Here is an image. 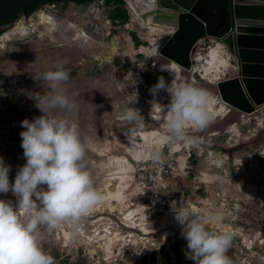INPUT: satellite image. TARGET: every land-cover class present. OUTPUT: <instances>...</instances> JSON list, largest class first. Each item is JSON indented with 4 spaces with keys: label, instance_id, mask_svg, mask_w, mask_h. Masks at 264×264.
I'll list each match as a JSON object with an SVG mask.
<instances>
[{
    "label": "rangeland",
    "instance_id": "374dc122",
    "mask_svg": "<svg viewBox=\"0 0 264 264\" xmlns=\"http://www.w3.org/2000/svg\"><path fill=\"white\" fill-rule=\"evenodd\" d=\"M156 2L180 11L177 5ZM38 9L26 14L48 7ZM53 12L62 21L59 29L54 36L44 33L38 41L11 45L36 35L34 30L45 32V26L33 28L27 36L17 33L8 41L1 38L23 19L9 29L8 24L1 28L0 158L10 168L9 181L14 182L26 163L21 121L41 115L33 99L50 91L42 75L63 65L69 80L60 87L77 108L55 114L78 125L85 170L101 196L111 197L75 223H62L50 233L41 227L44 251L55 258V264H194L185 257L187 242L175 219V212L187 208L207 221L212 213L221 215L220 222L206 226L232 233L227 252L232 264H264V107L241 117L239 124L232 123L233 130L221 124L197 129L188 122L185 139L177 141L163 127L169 94L150 91L160 77L172 81L170 61L161 48L174 31L170 33L165 25L164 32L157 33L156 27L139 23L126 0L68 2L56 4ZM75 22L79 25L71 24ZM114 34L119 36L118 47L111 44ZM128 38L134 47L129 48ZM216 43L213 39L198 42L194 54L202 58L193 60L190 51L188 64L194 66L190 77L195 83L214 89L212 99L219 94L215 77H203L200 70ZM235 61L232 55L228 64L236 69ZM187 76L179 74L181 81ZM211 107L215 112L219 109V105ZM129 108L143 117L139 124L127 120ZM210 117L211 121L213 113ZM232 118L224 116L223 121L237 120ZM171 159L179 174L169 191L163 192L162 208L154 214L149 200L135 194L133 181L127 179L144 171L154 175L158 161ZM0 199L14 207L17 203L11 191L0 193Z\"/></svg>",
    "mask_w": 264,
    "mask_h": 264
},
{
    "label": "clouds",
    "instance_id": "9594fccd",
    "mask_svg": "<svg viewBox=\"0 0 264 264\" xmlns=\"http://www.w3.org/2000/svg\"><path fill=\"white\" fill-rule=\"evenodd\" d=\"M50 23L55 28L54 21L50 19ZM42 79L50 91L33 99L41 115L21 121L24 130L19 135L26 163L18 169L14 182L9 181L10 168L0 158V193L11 191L17 198L15 207L0 199V264H55V258L42 247L41 227L50 233L62 223H75L102 199L82 163L85 147L78 125L55 114L77 108L60 87L69 80V72L59 65L43 73ZM160 90L170 96L163 127L177 141L185 139L186 123L197 129L208 125L211 96L206 89L174 75L170 83L160 77L150 89L153 95ZM142 118L138 110L129 108V122L139 124ZM175 219L187 242L186 259L194 264H232L227 255L231 232L208 230L205 218L187 208L175 212ZM209 219L220 222L221 215L212 213Z\"/></svg>",
    "mask_w": 264,
    "mask_h": 264
},
{
    "label": "water",
    "instance_id": "95a60500",
    "mask_svg": "<svg viewBox=\"0 0 264 264\" xmlns=\"http://www.w3.org/2000/svg\"><path fill=\"white\" fill-rule=\"evenodd\" d=\"M93 0H0V22L8 20L14 17H21L26 12L50 5L68 3V2H88ZM204 1V3H203ZM190 0L189 5H182V3L176 0H160V4L177 5L182 14L197 13L198 15L205 16L201 10L202 7L212 8L211 12L218 7L213 17H208V26L206 27V33L210 35H216L217 39L221 40L229 52L234 55L235 62L240 69V76L242 87L239 79H222L217 83L219 94L230 103L234 104L238 110L249 112L252 106L249 104L248 99L245 97V93L256 104L261 105L264 103V73L252 74L247 73L245 70L244 62H250L254 65H264V0ZM220 6V11H219ZM184 8V9H182ZM215 24H218V28L215 29L212 26V22L217 19ZM244 23L254 27L250 30H238L236 24ZM201 29V28H199ZM215 30V31H214ZM219 30V31H218ZM201 33V30H199ZM218 31V32H217ZM204 32V31H203ZM217 32V33H214ZM43 33V34H42ZM178 37H176V44L170 48V54L178 57L179 60L188 67L189 65V53L192 45L195 41L190 31H177ZM44 37V32H39L36 35L30 37L24 42L11 44L12 46H21L30 41H38ZM119 36L114 34L111 37V44L118 47ZM172 40L170 38L167 39ZM164 40L165 50L167 44ZM242 70V72H241ZM245 89V93H244ZM215 194V190H211ZM215 196V195H214ZM218 201V197L215 196Z\"/></svg>",
    "mask_w": 264,
    "mask_h": 264
},
{
    "label": "bare ground",
    "instance_id": "6f19581e",
    "mask_svg": "<svg viewBox=\"0 0 264 264\" xmlns=\"http://www.w3.org/2000/svg\"><path fill=\"white\" fill-rule=\"evenodd\" d=\"M126 1L128 2V8L130 12H132L133 17L139 23L146 25V26L152 25L153 27H156L157 33H163L164 32L163 26L165 25L171 29L170 33L174 31L172 35H170L169 37L172 40H168V41L166 40L167 43L165 42V45L167 44L166 48L168 49L165 50V48L164 49L161 48V54L164 55L170 61V69H171L170 72L173 75L171 79L174 78V75L179 76L180 73L187 74L188 75L186 77L187 79L185 78L186 82L191 83L196 87L206 89L210 93L211 99L209 100L208 110H209V115L210 113H213L214 118L211 121H209L208 125L204 127V129L206 128L213 129L212 125L221 124V126L223 125L222 126L223 129L226 128L229 130H233L231 128V126L233 125L232 123L237 122L239 124L241 117L250 116L253 112L259 111L261 108L264 107V103L261 105H256L252 101V99H250L248 95L245 93V89H244V93H245L244 95L248 99L249 104L252 106V109L249 112L238 110L235 107V105L227 101L221 95V93L218 94L214 99H212L213 97L212 94L214 92V89L208 90L207 88L201 86L199 83H195V81H193L194 79L190 77V75H192V72L194 71V66L192 65L193 68L186 67L185 65H183V63L179 60L178 57L174 56L173 53L171 54L169 53L170 48L174 44H176L175 39L176 37H178L177 31H179L180 28H181V31L182 30L190 31L192 33V36L195 35L196 33H199L196 36H194L195 41L190 50L191 51L190 56L193 60H198L202 58V57H197V54H194L195 46L198 44V42L204 39H213L217 43L215 44V46L211 47L207 53L206 63L205 65H203V67L200 70L201 72H203L202 76L205 77L209 75V76L215 77L213 78V83L214 85L216 84L217 86L219 79L223 77V75H225L228 77L223 78V79H239L241 87H242L241 76L239 74L240 73L239 66L238 68L235 69L233 66L228 64V61L230 57H232V55L227 49L226 45L223 42L218 41L217 39L218 37L215 34L210 35L206 33V27L208 26L207 18L213 17V14H215L214 12H216L218 7H215L213 12H211L213 7L210 9L209 8L206 9L205 7H202L201 10L204 12L205 16L198 15L197 13H190V14L184 15L182 14L181 10L176 11L172 9L162 8L161 6L157 4L156 0H126ZM176 1L182 3V5L190 4V0H176ZM202 1L203 0H201V3ZM216 1H219V0H216ZM220 1H223V0H220ZM219 11H220V6H219ZM39 13H40V16L32 17L30 20H28L27 18H23V20L18 24V26L14 30L7 32L1 38V40L3 41L12 40L13 36L17 33H21L22 35L27 36L29 32L33 30V28H36L38 26H45L46 30L44 33L45 34L47 33L48 35L51 34L54 36L55 32L59 29V26L61 25L62 21H60L54 13H49L43 10L39 11ZM50 19L51 21H54L55 28L52 27V23H50ZM217 21H219L218 18L215 19L214 22H212V25H213L212 27L215 29L218 28V24H215L216 26H214V23H216ZM71 24L79 25L78 22L71 23ZM236 28L238 30L246 31V30L253 29L254 27L250 25H245L244 23H238L236 24ZM199 30H201V33ZM217 32H214V33H217ZM85 34L87 35V37L90 36V34H88L86 30H85ZM127 44L129 45V48H132L135 45L132 38L127 39ZM130 55H132V52L130 53ZM244 66L246 69L245 71L247 73H252V74L264 73V65H254L250 62H244ZM216 89L218 90V86ZM212 104L219 105V109L216 112L212 109L211 107ZM224 116L233 117L231 121H234V119H237V120H235L234 122H230V123L228 122L224 123L223 121ZM109 198L104 195L102 196V199L100 202L102 201L106 202ZM207 222L214 223L216 221H212V220L207 221L206 219V223Z\"/></svg>",
    "mask_w": 264,
    "mask_h": 264
},
{
    "label": "built area",
    "instance_id": "2783aa9c",
    "mask_svg": "<svg viewBox=\"0 0 264 264\" xmlns=\"http://www.w3.org/2000/svg\"><path fill=\"white\" fill-rule=\"evenodd\" d=\"M48 10H46L49 13H54L53 10L56 7V5H50L47 6ZM53 9V10H51ZM39 10V9H38ZM35 11V13L29 14L25 13L19 19L27 18L30 20L32 17L40 16V13ZM14 21L7 25V28H11V26H14V24L18 21ZM4 28V27H2ZM40 30H34L32 34H37ZM177 165L174 160H165V161H158L154 165V175L149 171L140 172L137 176H133L130 174L128 176L127 181H133L135 194L142 195L147 199V204H150L149 209H154V214L158 213L159 210H161V202L164 194L163 192L169 191L170 184L173 182V178L177 176L179 173H176ZM134 193V192H133ZM162 195V197H161ZM167 195V193H166ZM154 207V208H153Z\"/></svg>",
    "mask_w": 264,
    "mask_h": 264
},
{
    "label": "trees",
    "instance_id": "16d2710c",
    "mask_svg": "<svg viewBox=\"0 0 264 264\" xmlns=\"http://www.w3.org/2000/svg\"><path fill=\"white\" fill-rule=\"evenodd\" d=\"M241 1H242V0H241ZM29 12H30V11H29ZM18 18H19V17L17 16V17H14V18L8 19V20L1 21V22H0V31H2V30H1V26H2V25L10 24V23L16 21Z\"/></svg>",
    "mask_w": 264,
    "mask_h": 264
},
{
    "label": "flooded vegetation",
    "instance_id": "af4514ba",
    "mask_svg": "<svg viewBox=\"0 0 264 264\" xmlns=\"http://www.w3.org/2000/svg\"><path fill=\"white\" fill-rule=\"evenodd\" d=\"M3 26H5V25H2L1 28H2Z\"/></svg>",
    "mask_w": 264,
    "mask_h": 264
}]
</instances>
